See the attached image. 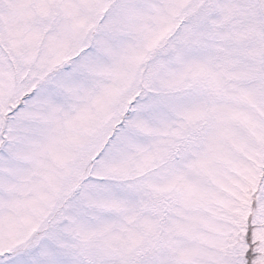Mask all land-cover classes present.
I'll return each instance as SVG.
<instances>
[{"label":"snow or ice","instance_id":"obj_1","mask_svg":"<svg viewBox=\"0 0 264 264\" xmlns=\"http://www.w3.org/2000/svg\"><path fill=\"white\" fill-rule=\"evenodd\" d=\"M0 264H264V0H0Z\"/></svg>","mask_w":264,"mask_h":264}]
</instances>
